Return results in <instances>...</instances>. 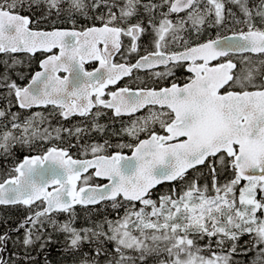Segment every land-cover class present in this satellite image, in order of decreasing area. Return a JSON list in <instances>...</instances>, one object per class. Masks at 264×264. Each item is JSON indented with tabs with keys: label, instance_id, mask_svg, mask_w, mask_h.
Segmentation results:
<instances>
[{
	"label": "snow or ice",
	"instance_id": "1",
	"mask_svg": "<svg viewBox=\"0 0 264 264\" xmlns=\"http://www.w3.org/2000/svg\"><path fill=\"white\" fill-rule=\"evenodd\" d=\"M0 167V264H264V0H0Z\"/></svg>",
	"mask_w": 264,
	"mask_h": 264
},
{
	"label": "trees",
	"instance_id": "2",
	"mask_svg": "<svg viewBox=\"0 0 264 264\" xmlns=\"http://www.w3.org/2000/svg\"><path fill=\"white\" fill-rule=\"evenodd\" d=\"M81 23H83V21H81ZM68 25H64V27H67ZM41 27H45V26H41ZM134 59V58H133ZM37 69V65L33 64L32 65V70H36ZM28 69H26L27 71ZM151 82V81H150ZM112 113L110 111H108L107 116L101 117V122L102 123H110V117H111ZM80 118H74L71 119L70 121H68L67 123L69 125L76 123ZM125 120H127V118H125ZM53 123H55V121H53ZM116 127H119V123H117L115 125ZM110 139L113 140V142H115V138L109 136ZM92 139L94 140H102L101 136H98L96 134H92ZM60 146H67L66 142L65 143H61ZM127 151V150H126ZM72 152L74 154H78L77 150L75 148L72 149ZM27 151H23L18 153L19 156H23L26 155ZM35 154V152L33 153ZM3 173V168L0 167V174ZM161 191L165 190V186H160L159 187ZM95 207H99V206H95ZM77 211L79 214V220H78V226L80 224L84 223V215H85V210L81 209L79 206L77 207ZM26 210L23 209L20 206H7V207H0V233L6 232L9 229H14L17 224L23 220V218L26 215ZM64 217L61 216L60 219H63ZM93 218H98L96 216H93ZM23 231V230H21ZM62 245L60 244H53L52 246H50L48 248V250L44 253H40V251L37 249L36 251H33L32 255L35 257L37 264H45V259H47L48 262H50V264H61V262L63 261L64 264H67V261L65 260V257L63 255H61L60 252V248Z\"/></svg>",
	"mask_w": 264,
	"mask_h": 264
},
{
	"label": "flooded vegetation",
	"instance_id": "3",
	"mask_svg": "<svg viewBox=\"0 0 264 264\" xmlns=\"http://www.w3.org/2000/svg\"><path fill=\"white\" fill-rule=\"evenodd\" d=\"M92 66H93V65H88L89 68H91ZM177 75L180 77V82H182L183 79H184V77L187 75V73L184 72L183 70H181V71H179V72L177 73ZM121 85H122V84H121Z\"/></svg>",
	"mask_w": 264,
	"mask_h": 264
},
{
	"label": "water",
	"instance_id": "4",
	"mask_svg": "<svg viewBox=\"0 0 264 264\" xmlns=\"http://www.w3.org/2000/svg\"><path fill=\"white\" fill-rule=\"evenodd\" d=\"M106 182V181H105ZM159 187V186H158Z\"/></svg>",
	"mask_w": 264,
	"mask_h": 264
}]
</instances>
